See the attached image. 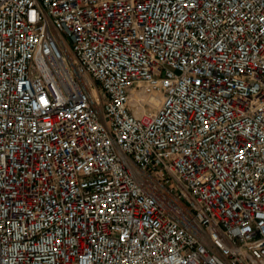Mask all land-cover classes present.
<instances>
[{"label": "built area", "instance_id": "2783aa9c", "mask_svg": "<svg viewBox=\"0 0 264 264\" xmlns=\"http://www.w3.org/2000/svg\"><path fill=\"white\" fill-rule=\"evenodd\" d=\"M0 264H264V0H0Z\"/></svg>", "mask_w": 264, "mask_h": 264}, {"label": "rangeland", "instance_id": "374dc122", "mask_svg": "<svg viewBox=\"0 0 264 264\" xmlns=\"http://www.w3.org/2000/svg\"><path fill=\"white\" fill-rule=\"evenodd\" d=\"M59 38L63 45L65 46L66 51L70 54L73 55V51L71 49L72 47V40L66 35V34H60ZM156 102H154L155 104Z\"/></svg>", "mask_w": 264, "mask_h": 264}]
</instances>
